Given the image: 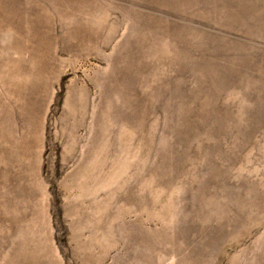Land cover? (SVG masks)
Instances as JSON below:
<instances>
[{"label": "rangeland", "instance_id": "rangeland-1", "mask_svg": "<svg viewBox=\"0 0 264 264\" xmlns=\"http://www.w3.org/2000/svg\"><path fill=\"white\" fill-rule=\"evenodd\" d=\"M0 264H264V0H0Z\"/></svg>", "mask_w": 264, "mask_h": 264}]
</instances>
